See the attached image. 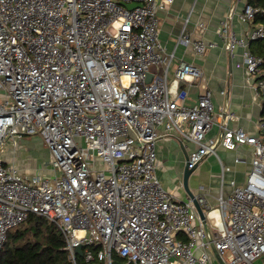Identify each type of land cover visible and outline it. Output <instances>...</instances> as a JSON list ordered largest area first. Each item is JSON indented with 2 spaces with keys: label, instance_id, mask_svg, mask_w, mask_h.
Here are the masks:
<instances>
[{
  "label": "built area",
  "instance_id": "2783aa9c",
  "mask_svg": "<svg viewBox=\"0 0 264 264\" xmlns=\"http://www.w3.org/2000/svg\"><path fill=\"white\" fill-rule=\"evenodd\" d=\"M172 1L0 0V258L9 232L36 214L61 230L71 264H214L212 243L226 264H264V115L249 133L229 126L239 115L225 105L215 111L210 89L190 103L181 82L202 77L192 63L181 61L169 79L158 12ZM133 2L141 5L123 4ZM237 3L248 33L231 31L233 8L218 34L232 55L241 49L236 66L264 107V58L249 45L264 40V24L255 22L262 10ZM188 22L180 43L198 55L219 45L192 37ZM152 66L161 72L147 82ZM174 133L194 144L189 168L220 157L219 147L253 148L245 180H227L230 194L217 196L219 217L195 195L209 232L193 198L180 199L158 178L157 141ZM33 134L54 175L26 173L5 158ZM222 167L224 179L230 167Z\"/></svg>",
  "mask_w": 264,
  "mask_h": 264
},
{
  "label": "crops",
  "instance_id": "0c3cea01",
  "mask_svg": "<svg viewBox=\"0 0 264 264\" xmlns=\"http://www.w3.org/2000/svg\"><path fill=\"white\" fill-rule=\"evenodd\" d=\"M234 8L236 14L231 22V31L238 35H246L251 27L250 23L239 20L237 13L243 10V4L237 0H173L165 9L159 10L160 33L159 37L166 47L165 55L171 57L169 79H173L174 70L181 61H186L198 66L202 70V77L189 81H182L181 86L188 89V101L193 103L205 88L213 93L215 111L225 105L229 110L239 115L236 121H230L231 127H243L249 133H255L260 119L264 115L263 101L257 93L254 83L248 81L246 71L237 67V61L242 59L241 49L235 50L232 55L226 47L225 39L220 38L218 31L221 21ZM188 32L192 37L203 36L206 40H217V47L209 48L198 55L191 47H186L178 41L185 20ZM205 23V29L198 24ZM257 41L250 42V48ZM161 72V68H156ZM219 131L215 125L209 136H214ZM178 134H165L157 141L158 168L157 175L162 185L172 191L180 199L190 197L184 187V171L187 165L188 155L194 149L190 141H181ZM24 138L22 139V142ZM218 157L209 154L199 163L189 179L190 190L194 195L204 194L207 203L214 208L216 217H219L217 196L219 192L229 195L232 186L227 182L236 179L243 182L248 171L251 169L253 160V148L247 145L238 147L237 150L218 148ZM5 158L9 161L15 160L26 173H32L33 168L28 166V159L23 157L18 147L7 150ZM15 158V159H14ZM237 158L239 161H237ZM27 161V162H26ZM222 163L230 169L225 171L222 177ZM48 174V173H47ZM200 177V181H198ZM223 180H225L223 184ZM223 184V185H222ZM213 255L212 248L210 249ZM263 264V263H262Z\"/></svg>",
  "mask_w": 264,
  "mask_h": 264
},
{
  "label": "trees",
  "instance_id": "16d2710c",
  "mask_svg": "<svg viewBox=\"0 0 264 264\" xmlns=\"http://www.w3.org/2000/svg\"><path fill=\"white\" fill-rule=\"evenodd\" d=\"M248 1L262 10L255 22L264 24V0ZM251 50L264 58V40H257ZM65 245V237L55 224L30 214L15 231L9 232L0 264H71Z\"/></svg>",
  "mask_w": 264,
  "mask_h": 264
},
{
  "label": "rangeland",
  "instance_id": "374dc122",
  "mask_svg": "<svg viewBox=\"0 0 264 264\" xmlns=\"http://www.w3.org/2000/svg\"><path fill=\"white\" fill-rule=\"evenodd\" d=\"M153 73L156 72V66L151 67ZM80 143L83 144L82 138L78 139ZM18 150L22 151L23 157L28 159V166L32 167V173H40L43 175H54L55 171L53 170L52 164L48 161L50 160V153L46 145L44 144L42 138L38 134L25 135L24 141L20 140L18 144ZM199 165V164H198ZM48 173V174H47ZM200 181V177L198 179ZM17 228V227H16ZM16 228H13L12 231H15ZM214 264H221L217 257L214 255L211 258ZM263 260L258 259L255 261V264H262Z\"/></svg>",
  "mask_w": 264,
  "mask_h": 264
},
{
  "label": "water",
  "instance_id": "95a60500",
  "mask_svg": "<svg viewBox=\"0 0 264 264\" xmlns=\"http://www.w3.org/2000/svg\"><path fill=\"white\" fill-rule=\"evenodd\" d=\"M123 4L126 5L128 8H134V7L138 6V5H141V3H137V2H133V3H123ZM152 78H153V72L150 71V72L147 73V82H150ZM197 166L198 165H196V166H194L192 168H189L188 163H187L186 168H185V171H184V181H183V183H184V187L187 190V192L189 193L190 197L193 198L194 203H195V206H196V208H197V210H198L201 218L204 220L206 230L209 232V227H208V224H207V221H206L205 209L197 201V199H195V195L190 190V187H189V179H190V176L194 172V170L197 168ZM211 248L213 250L214 255L217 257V259L220 261V263L221 264H226V262L220 256V254L218 253V251L215 248V246H214L213 243L211 244ZM76 251H77V253L79 255H82L83 254V246L82 245H79L77 247ZM114 264H122V263L115 261Z\"/></svg>",
  "mask_w": 264,
  "mask_h": 264
}]
</instances>
